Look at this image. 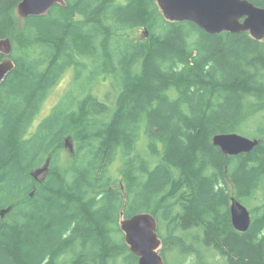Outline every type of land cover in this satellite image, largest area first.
<instances>
[{
	"label": "trees",
	"instance_id": "1",
	"mask_svg": "<svg viewBox=\"0 0 264 264\" xmlns=\"http://www.w3.org/2000/svg\"><path fill=\"white\" fill-rule=\"evenodd\" d=\"M20 2L0 0L15 62L0 83V264H138L120 222L144 212L177 255L166 264H264V40L170 21L157 0H65L25 19ZM238 132L253 151L213 144ZM232 197L251 207L246 232Z\"/></svg>",
	"mask_w": 264,
	"mask_h": 264
},
{
	"label": "water",
	"instance_id": "2",
	"mask_svg": "<svg viewBox=\"0 0 264 264\" xmlns=\"http://www.w3.org/2000/svg\"><path fill=\"white\" fill-rule=\"evenodd\" d=\"M166 19L170 21H192L206 32L248 31L257 40H264V7L257 6L250 0H157ZM66 5L65 0H21L17 12L21 18L47 14L55 4ZM12 41L0 39V83L15 68L11 58ZM213 144L220 147L227 155L249 153L259 144V139L249 138L239 133H220L213 137ZM65 147L74 153L75 146L71 137L65 140ZM50 158L31 172L35 179L49 172ZM33 194V193H32ZM11 207L0 211L2 217ZM231 220L234 228L246 232L252 224L251 210L242 201L232 197L230 201ZM121 229L131 252L138 256V264H166L160 251L163 244L158 232V220L148 212L137 213L122 218Z\"/></svg>",
	"mask_w": 264,
	"mask_h": 264
},
{
	"label": "rangeland",
	"instance_id": "3",
	"mask_svg": "<svg viewBox=\"0 0 264 264\" xmlns=\"http://www.w3.org/2000/svg\"><path fill=\"white\" fill-rule=\"evenodd\" d=\"M17 14H18V12H17ZM74 76H75V70L74 69L67 70V72L64 74V76H63L62 80L60 81V83L55 87V89L53 90L51 95L47 98V100L43 104L41 112H40V114L37 117L36 123H38L40 120H42V118L46 117L48 114L51 113V111L54 108V106L59 102V100L65 94L67 89H69V87H70V85H71V83H72V81L74 79ZM97 92H99V94L103 95L104 92H105V88L98 89ZM238 133L242 134V135H244L246 137H249V138H256L255 134L250 133V132H238ZM67 153L68 154L71 153L69 149H67ZM258 198L262 199V196L258 195ZM256 202H258V201L256 200ZM248 208L251 210V207H248ZM159 233H161V232H159ZM163 248H164V245L162 244V246L160 248L161 253H163V251H162ZM176 256H177L176 254H172L171 253L168 256L169 261H172L173 258H176ZM164 259H165L166 262H169L168 259L166 258V256H165ZM184 264H194V263L190 260L188 262L186 261Z\"/></svg>",
	"mask_w": 264,
	"mask_h": 264
},
{
	"label": "flooded vegetation",
	"instance_id": "4",
	"mask_svg": "<svg viewBox=\"0 0 264 264\" xmlns=\"http://www.w3.org/2000/svg\"><path fill=\"white\" fill-rule=\"evenodd\" d=\"M47 174V173H46ZM46 174H43L39 177L40 180H42L43 178H45Z\"/></svg>",
	"mask_w": 264,
	"mask_h": 264
}]
</instances>
